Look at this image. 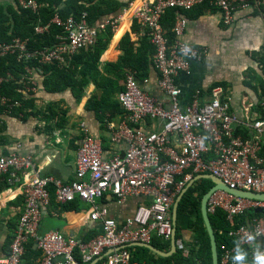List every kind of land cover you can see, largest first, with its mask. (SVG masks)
<instances>
[{
  "label": "built area",
  "instance_id": "2783aa9c",
  "mask_svg": "<svg viewBox=\"0 0 264 264\" xmlns=\"http://www.w3.org/2000/svg\"><path fill=\"white\" fill-rule=\"evenodd\" d=\"M135 1L128 4L133 8L132 20L155 46L153 67L159 73V88L169 97V102L146 91L135 73L128 72L124 90L118 94V101L126 111L125 120L119 126L109 127L110 142L124 145L125 149L105 158L102 140L84 127L75 179L70 182L41 176L30 155L0 156V179L8 176V187L21 182L24 199L9 252L0 258V264H25L26 248L31 241L40 252L39 258L31 264H92L100 258L97 264H147L134 261L129 248L137 243L151 244L153 238L171 243L173 204L196 175L211 174L231 190L264 194V97L259 103L262 113L248 117L246 123H239L218 90L213 91L210 99H204L202 91L198 90L184 106L179 86L180 76L189 74L193 62L202 59L205 53L203 48L184 41L188 27L184 12L209 2L220 10L224 24L231 25L237 9L264 8V0H140L134 6ZM17 4L35 13L43 6L38 0H17ZM174 9L178 12L173 31L176 41L171 44L163 19ZM51 24L62 30L53 47L32 50L28 38L0 42L1 56L16 54L20 60H35L38 64L26 66V80L21 81L26 95L34 96L37 92L39 83L34 74L38 70L42 73L43 65L65 64L80 50L95 46L98 34L106 26H115L114 22L107 21L92 27L87 22V14L66 21L56 15L49 24H36L34 31L48 33ZM260 51L264 54V44ZM2 81L0 77V84ZM2 103L8 109L7 115L12 108L20 106V102L6 98H2ZM148 120L159 122L162 129L146 130L143 125ZM236 126L246 128L249 136L236 133ZM51 187L60 205L76 199L88 203L90 218L103 224L102 233L88 241L57 230L39 234L42 209L51 203ZM108 195L119 204L130 198H144L148 202L119 222L102 203ZM206 208L208 214L216 209L226 213V220L233 227L228 236L236 239L241 248H247L248 262L257 247L264 248V216L256 213L259 210L264 213V200H250L216 190L210 194ZM248 212L256 216L249 218ZM241 217L245 218V223L237 227L236 221ZM246 234L254 235V239H243ZM178 245L179 240L177 248L189 251ZM234 249L226 245L220 247L221 264H234Z\"/></svg>",
  "mask_w": 264,
  "mask_h": 264
},
{
  "label": "crops",
  "instance_id": "0c3cea01",
  "mask_svg": "<svg viewBox=\"0 0 264 264\" xmlns=\"http://www.w3.org/2000/svg\"><path fill=\"white\" fill-rule=\"evenodd\" d=\"M117 1L124 9L115 15V26L112 27L114 36L100 60L103 76L107 75L103 69L105 64L116 62L122 54L118 46L126 35H130L136 46L144 36L141 30L138 33L132 32L133 8L128 6L131 0ZM139 3L140 0L135 1L134 6ZM16 4L17 0H0V5L16 7ZM185 14L188 27L184 41L203 48L205 53L202 59L193 62L189 74H182L179 78L182 104H189L198 90L202 91L204 99L212 98L213 91L218 90L219 95L228 102L230 110L237 115L239 123H246L248 117L261 114L260 80L264 78V54L260 49L264 44V8L252 6L237 9L231 25L224 24L220 10L209 2ZM34 76L39 83L34 95V108L40 113L30 116L25 122L7 114L0 115L5 126L2 135L6 138L5 143H0V156L12 153L30 155L41 176H53L70 182L75 179L84 127L102 140L105 158L112 157L115 152H123L124 145L110 142L109 127L119 126L126 114L123 115L117 109H109L101 122L94 111L87 110L86 104L92 95H101V90L94 83H90L78 102L70 90L59 93L45 91L42 83L44 77L40 70ZM148 79L149 82H143L142 87L168 103L169 97L159 88V73L154 67ZM124 82L120 79L119 85L124 87ZM50 107L58 115L48 119ZM143 127L148 131L162 129V125L153 120H148ZM3 186L0 187V258L9 252L11 237L24 207L21 182H15L12 187ZM147 200L130 198L119 204L108 195L102 199V203L109 207L112 217L123 222L135 214L141 205L147 204ZM90 207L80 199L64 205L51 201L49 206L42 209L39 234L57 230L73 235L78 240L95 238L102 233L103 224L90 218ZM39 256L35 242L31 241L26 248L25 264L36 261Z\"/></svg>",
  "mask_w": 264,
  "mask_h": 264
},
{
  "label": "trees",
  "instance_id": "16d2710c",
  "mask_svg": "<svg viewBox=\"0 0 264 264\" xmlns=\"http://www.w3.org/2000/svg\"><path fill=\"white\" fill-rule=\"evenodd\" d=\"M38 1L43 4L38 13L33 12L29 8H23L19 4H16V7L0 5V42H11L15 38H28L30 40L29 48L32 50L50 48L58 43V37L62 35V30L51 24L48 33L36 34L34 31L36 24H49L56 15L62 21H66L70 17L80 19L83 14H87L88 24L96 28L104 25L107 21L114 22L116 19L115 15L124 9L123 5L117 0ZM205 3L208 4V2ZM177 15L176 9L169 10L163 19V26L171 44L176 41L173 31ZM139 30L140 27L134 22L132 32L138 33ZM113 36L112 27L108 25L98 34L95 46L80 50L69 57L63 65L56 63L43 65L41 70L44 77L42 83L45 91L59 93L70 90L79 102L85 95L90 83H94L101 90V95L93 94L86 104V109L94 111L96 118L101 122L104 121L106 112L109 109H117L125 115L126 111L120 106L117 99V95L124 90V87L119 85V80H125L128 72L135 73L142 83L148 79L153 69L156 49L147 35L143 36L138 46L131 41L130 35H126L118 46L122 54L116 62L105 64L103 69L107 75L103 76L100 71V60ZM262 61L264 72V56ZM37 65L35 60H20L16 54L0 55V77L3 78L0 84V115L5 114L8 110L6 105L2 103V98L20 102V106L12 108L8 115L19 118L23 122L27 121L30 116L40 113L34 108V96H31L32 94L30 93L26 95L22 92L24 85L21 82L23 79L26 80V66ZM260 88L261 97H264V78L260 80ZM48 110L50 112L47 115L48 119L58 115L54 108L50 107ZM4 130L5 126L0 119L1 144L6 142V138L2 135ZM235 132L240 133L244 137L249 136L248 130L244 127L236 126ZM2 184L4 185L3 187L9 186L8 176L3 177V180L2 178L0 179V187H2ZM212 186L213 184L209 179H198L185 192L179 203L176 240L178 241L183 236L184 231H190L191 240L188 244L189 251L187 253L185 250L177 249L171 256L162 257L145 247L134 246L129 248L132 252V259L147 264H198V262L201 264H212L209 241L201 214V199ZM51 192V201H54L53 187H51ZM261 215L264 216V213H260L258 216ZM208 216L217 241L219 264H221L220 247L222 245L236 247L238 241L228 236L233 227L227 222L225 212L216 209ZM247 216L252 218L256 214L248 212ZM244 223L245 218L241 217L236 221L235 225L238 227ZM151 244L164 252L171 250L170 243H165L159 238H153ZM241 249L246 254L245 259L248 261L247 248Z\"/></svg>",
  "mask_w": 264,
  "mask_h": 264
},
{
  "label": "water",
  "instance_id": "95a60500",
  "mask_svg": "<svg viewBox=\"0 0 264 264\" xmlns=\"http://www.w3.org/2000/svg\"><path fill=\"white\" fill-rule=\"evenodd\" d=\"M201 178L209 179L213 184V186L204 194V196L201 199V214H202V218H203V222H204L205 231H206L208 241H209V251L211 254L212 264H219L217 241L215 239L213 230L211 228V224H210V220H209V216H208L207 208H206L207 200H208L210 194L216 190H222V191H226L228 193H231L237 197H242V198H246V199H250V200H254V199L264 200V194H254L253 192L250 193V192H246V191H242V190H231L227 186H225L219 178H217L211 174L196 175L190 182H188V184L185 186L183 191L176 198V200L173 204V207H172V222H173L174 231H173V236H172L171 243H170L171 250L169 252H164V251L154 247L152 244H147V243H137V244H135V246L145 247V248L153 251L154 253L158 254L159 256H162V257H169L177 251L178 248H177L176 232H177L178 206H179V203H180L183 195L185 194V192L195 183V181H197L198 179H201ZM256 213L260 214V213H263V211L259 210V211H256ZM100 259L96 260L92 264H97Z\"/></svg>",
  "mask_w": 264,
  "mask_h": 264
},
{
  "label": "clouds",
  "instance_id": "9594fccd",
  "mask_svg": "<svg viewBox=\"0 0 264 264\" xmlns=\"http://www.w3.org/2000/svg\"><path fill=\"white\" fill-rule=\"evenodd\" d=\"M243 239L251 241L254 239V235L246 234L243 237ZM245 257H246V254L242 251L240 246L237 244V246L234 249V255H233L234 264H264V248H260V247L256 248L251 262H248L245 259Z\"/></svg>",
  "mask_w": 264,
  "mask_h": 264
},
{
  "label": "rangeland",
  "instance_id": "374dc122",
  "mask_svg": "<svg viewBox=\"0 0 264 264\" xmlns=\"http://www.w3.org/2000/svg\"><path fill=\"white\" fill-rule=\"evenodd\" d=\"M191 240V233L189 230H186L183 232V236L179 239V245L178 247L180 246H183V248H188V244Z\"/></svg>",
  "mask_w": 264,
  "mask_h": 264
}]
</instances>
